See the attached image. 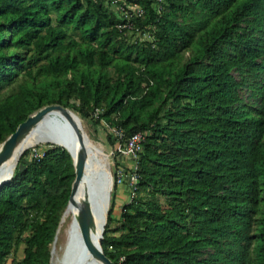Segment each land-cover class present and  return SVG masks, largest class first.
<instances>
[{
    "label": "trees",
    "instance_id": "obj_1",
    "mask_svg": "<svg viewBox=\"0 0 264 264\" xmlns=\"http://www.w3.org/2000/svg\"><path fill=\"white\" fill-rule=\"evenodd\" d=\"M108 1L0 0V144L45 105L99 109L111 145L110 128L148 132L118 235L112 198L100 240L114 264H264V0H122L128 17ZM74 177L59 146L16 166L0 264L20 244L11 264L50 263Z\"/></svg>",
    "mask_w": 264,
    "mask_h": 264
},
{
    "label": "bare ground",
    "instance_id": "obj_2",
    "mask_svg": "<svg viewBox=\"0 0 264 264\" xmlns=\"http://www.w3.org/2000/svg\"><path fill=\"white\" fill-rule=\"evenodd\" d=\"M76 115V113H75ZM70 119L76 122L74 114L70 115ZM69 120L61 111L54 110L46 114L39 122H37L31 129L25 133L17 142L13 153L10 157L0 162V181L11 177L18 164L20 157L29 148L39 144H52L58 142L64 149L71 152L73 158H76L80 151H84L86 154V170L95 171L98 166L99 160L95 159L96 155L99 156L104 153L96 149L93 145L86 142L87 135L82 128V136L79 138L77 132L73 129ZM80 121V119H79ZM81 124V123H80ZM82 127V125H81ZM61 132V133H60ZM62 133H65V138H62ZM100 159V160H101ZM84 188L80 184L74 191L71 201L66 208L60 226L57 231L55 244L61 238V225L63 223V229L67 226L68 221H73V226L70 230L69 241L64 251V264H99L92 256L84 251L80 242L76 241L77 227L76 216L78 212V206L80 199L83 197ZM109 204V198L103 203V207L99 204L93 203L92 205V217L95 220V228L92 232V238L94 241L100 240L101 226L105 224V215ZM107 219V218H106ZM64 221V222H63ZM55 247V245H54Z\"/></svg>",
    "mask_w": 264,
    "mask_h": 264
},
{
    "label": "water",
    "instance_id": "obj_3",
    "mask_svg": "<svg viewBox=\"0 0 264 264\" xmlns=\"http://www.w3.org/2000/svg\"><path fill=\"white\" fill-rule=\"evenodd\" d=\"M54 110L61 111L69 120H71L70 115L74 114L76 122L71 120V125L73 126V129L77 132L78 137L80 138L82 136V127L77 114L75 115V113L71 109L63 107L59 104L45 105L30 114L23 122H21L17 126L16 130L0 144V162L12 155L13 150L19 139L25 133H27L32 126L39 122L46 114ZM61 137L65 138V133H62ZM51 145L62 147L60 146L61 144H59L58 142H53ZM65 150L71 156L75 173L66 208L68 207L71 201V197L75 189L80 184H82L84 188V194L83 197L80 199L76 216V241H78V243L80 242L81 247L84 249V251L88 252L92 256V258L99 262V264H114V262L104 253L100 244V240L94 241L92 238V232L95 228V220L92 217V205L93 203H96L97 205L99 204L101 207H103V203L109 198V193L112 187V177L111 172L109 170V165L107 163V156L104 155L103 159L99 160L97 169L95 171H87L86 154L84 151H80L76 158H73L71 152L67 149ZM11 177L1 180L0 186L9 181ZM104 225L105 224L101 226L100 239L102 238ZM56 234L54 237V241L56 239Z\"/></svg>",
    "mask_w": 264,
    "mask_h": 264
},
{
    "label": "rangeland",
    "instance_id": "obj_4",
    "mask_svg": "<svg viewBox=\"0 0 264 264\" xmlns=\"http://www.w3.org/2000/svg\"><path fill=\"white\" fill-rule=\"evenodd\" d=\"M108 8L110 12H113L115 14H118L120 16V14L125 15L126 13L129 15L130 12H135V5L132 6H126L125 3L122 0H109L107 2ZM124 38L128 41V42H134V41H148L151 40V34L149 31H140V30H133V29H128V31L125 32L124 34ZM187 55V54H186ZM6 92H3L2 95H5ZM73 111V110H72ZM74 112V111H73ZM90 112L89 115L87 117H81L77 114V116L80 119V123L82 125V128L84 130V132L87 135V139L86 142L90 143L91 145H93L96 149H98L100 152L102 151L106 156H107V163L109 165V170L112 173H115L113 167L115 165V163H117V159L116 157L113 156V154H111L112 151V145L109 141V138L107 136L108 134V130H107V126L106 123L104 121H100L99 123L95 121V116L96 114L92 111H88ZM49 145H51L50 143L48 144H39L38 146L35 145L31 148H29V153L27 155H22L18 161L17 166L19 168H24V166L26 164H28V162L30 161V159L32 157H34L36 154L38 153H42V151L48 147ZM102 158V154H100L99 156L96 155L97 160H100ZM123 187H125V189H127V192H124L125 197L123 196V198L121 196H118V191L121 190L123 187L121 186H113L111 187L110 190V195H109V204H108V208L106 211V215H105V225L107 224V215H108V211L109 208L111 206V199L114 198L115 199V203L118 204L117 207V214H114V207L111 213V219L112 221L109 223L108 225V234L109 235H118L117 232V228L120 225V217H121V212H122V205L126 202H129L131 197H130V187L127 184L122 185ZM64 222V221H63ZM104 225V228H105ZM73 226V221L70 220L68 221L67 226L63 229V223L61 225L60 230L61 231V238L58 240V236H57V241L55 244V241L52 243L51 245V259H50V263L49 264H64V251H65V247L67 245V242L69 241V234H70V230ZM104 231V230H103ZM102 238H103V233H102ZM101 240V239H100ZM55 245V247H54ZM22 248L23 245L20 244L18 246V249L16 250V252H14L12 255L9 256L8 260H7V264H11L13 261H18L21 257H22Z\"/></svg>",
    "mask_w": 264,
    "mask_h": 264
},
{
    "label": "built area",
    "instance_id": "obj_5",
    "mask_svg": "<svg viewBox=\"0 0 264 264\" xmlns=\"http://www.w3.org/2000/svg\"><path fill=\"white\" fill-rule=\"evenodd\" d=\"M135 13L140 14V9L135 5ZM130 15V14H129ZM127 13L126 17L129 16ZM127 26L123 24L122 27ZM118 27H121L118 25ZM99 109H95L94 113L97 114ZM109 133L114 138L112 144V151L114 157L117 159L113 169L115 173L111 174L113 186H122L127 184L130 187V197L135 189L137 182V164L140 153L143 150V143L148 134L147 131H138L131 134L129 137L124 138V134L121 129L110 128ZM42 153H38L35 156H41Z\"/></svg>",
    "mask_w": 264,
    "mask_h": 264
},
{
    "label": "crops",
    "instance_id": "obj_6",
    "mask_svg": "<svg viewBox=\"0 0 264 264\" xmlns=\"http://www.w3.org/2000/svg\"><path fill=\"white\" fill-rule=\"evenodd\" d=\"M121 187H123V186H121ZM124 192H127V189H125V187H123L121 190H119L118 191V196H121L122 198H123V196L125 197V194H124ZM117 207H118V204L117 203H115V205H114V214H117Z\"/></svg>",
    "mask_w": 264,
    "mask_h": 264
}]
</instances>
